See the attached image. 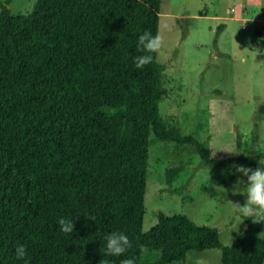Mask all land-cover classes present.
Listing matches in <instances>:
<instances>
[{"label": "trees", "instance_id": "obj_1", "mask_svg": "<svg viewBox=\"0 0 264 264\" xmlns=\"http://www.w3.org/2000/svg\"><path fill=\"white\" fill-rule=\"evenodd\" d=\"M12 1H0V264H171L207 249H221L224 264H263L264 224L250 219L232 246L181 214L143 229L153 143L193 145L203 166L234 162L163 119L158 52L135 67L146 54L138 37L159 34L163 0H37L24 15H12ZM238 163L264 168L249 154ZM61 218L73 233L60 231ZM112 232L130 240L121 256L102 251ZM145 249L160 258L145 263Z\"/></svg>", "mask_w": 264, "mask_h": 264}, {"label": "rangeland", "instance_id": "obj_2", "mask_svg": "<svg viewBox=\"0 0 264 264\" xmlns=\"http://www.w3.org/2000/svg\"><path fill=\"white\" fill-rule=\"evenodd\" d=\"M36 2L13 0L8 7L12 15H24ZM159 35L158 62L167 89L160 102L163 119L205 144L213 159L234 162L230 168L203 166L193 145L153 143L143 229L160 215L181 214L217 228L222 245L232 246L248 224L240 223L244 218L232 204L246 202L231 191L242 174L229 172L242 155L264 162V0H163ZM179 167L169 183L167 172ZM160 256L145 249L143 261ZM171 264L224 263L221 249H207Z\"/></svg>", "mask_w": 264, "mask_h": 264}, {"label": "clouds", "instance_id": "obj_3", "mask_svg": "<svg viewBox=\"0 0 264 264\" xmlns=\"http://www.w3.org/2000/svg\"><path fill=\"white\" fill-rule=\"evenodd\" d=\"M161 37L159 34L153 36L151 32L145 31L138 37L137 50L141 53L134 58V64L137 69H143L146 65L152 63L151 53H157L161 48ZM232 153L227 150H223ZM234 171L230 175L242 174L238 176L236 183L232 186L233 195L240 194L246 197V202L241 206L239 203H232L239 214L245 219H250L253 224H264V168L258 167L255 170L243 165H233ZM246 177V181L245 178ZM243 186V187H242ZM95 221V217L89 216ZM239 223V224H240ZM60 231L63 233H73L74 223L72 220L61 218L58 220ZM106 245L102 249L106 256H121L130 247L129 238L121 232H112L104 237ZM27 255L24 245L19 244L15 248V256L18 260H25ZM25 264L27 262L25 261ZM121 264H134L133 259H123Z\"/></svg>", "mask_w": 264, "mask_h": 264}]
</instances>
